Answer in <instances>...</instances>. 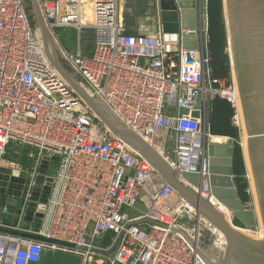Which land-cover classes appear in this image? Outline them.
Returning <instances> with one entry per match:
<instances>
[{
  "label": "built area",
  "instance_id": "2783aa9c",
  "mask_svg": "<svg viewBox=\"0 0 264 264\" xmlns=\"http://www.w3.org/2000/svg\"><path fill=\"white\" fill-rule=\"evenodd\" d=\"M35 1L59 57L88 94L104 102L171 168L199 174V192L210 195L206 146L213 136L208 121L213 96L230 103L234 126L240 127L241 116L234 77L217 79L208 72L204 36L197 49H187L178 34L161 30L127 35L118 0ZM28 9L29 0H0V159L11 143L37 153L33 170H23L16 223L2 220L0 201V264H39L46 250L77 255L80 264H87L93 255L108 257L113 249V262L123 264H206L197 251L201 232L220 241L221 249L223 235L100 123L51 64ZM64 27L77 33L74 49L58 34ZM85 31L92 40L89 52L81 43ZM48 151L56 155V167L40 171L39 156ZM34 187L39 188L33 201L37 230L21 225ZM142 191L149 205L140 200ZM138 202L146 210L130 216L125 208ZM107 234L110 241L101 246Z\"/></svg>",
  "mask_w": 264,
  "mask_h": 264
},
{
  "label": "water",
  "instance_id": "95a60500",
  "mask_svg": "<svg viewBox=\"0 0 264 264\" xmlns=\"http://www.w3.org/2000/svg\"><path fill=\"white\" fill-rule=\"evenodd\" d=\"M42 35L43 46L51 64L64 80L79 95L84 104L94 113L100 123L112 134L125 141L132 149L143 156L180 196L195 209L196 214L207 219L224 237L223 249L211 246L208 255L198 249L206 264H264V238L255 239L242 230L255 231L258 220L254 209L247 208L240 198L234 183L233 144L231 142L207 143L208 181L210 195L216 198L229 212L228 220L210 200L200 191V176L197 173L181 172L171 168L163 158L143 138L127 127L101 100L92 97L74 76L69 75L60 64L57 46L45 27L35 0H29ZM208 0H153L160 29L166 34H178L183 48L197 49L207 28ZM227 26L230 66L239 96L240 109L245 126L246 149L252 175L260 224L264 233V0H223ZM195 32L181 33V30ZM125 34L135 35L136 31L126 29ZM49 41V42H48ZM49 44V48L48 45ZM200 101H197V107ZM193 116H198L194 111ZM56 167V164L53 168ZM39 169L43 170V166ZM0 197L3 195L19 197L25 172L10 171L0 167ZM53 172V170H51ZM11 173V176L9 175ZM41 180V176H39ZM197 186L198 190L192 186ZM38 187H34L32 196L22 216L23 228L37 230L40 220L33 217ZM47 189L41 200L45 199ZM140 200L146 205L150 200L144 191ZM146 207L138 202L133 209L125 208L130 216L144 213ZM38 215V214H36ZM29 237L59 242L44 237L27 234ZM191 246L195 242L185 235ZM116 254L114 249L109 260Z\"/></svg>",
  "mask_w": 264,
  "mask_h": 264
},
{
  "label": "rangeland",
  "instance_id": "374dc122",
  "mask_svg": "<svg viewBox=\"0 0 264 264\" xmlns=\"http://www.w3.org/2000/svg\"><path fill=\"white\" fill-rule=\"evenodd\" d=\"M122 6V5H120ZM211 7V12L208 13V8ZM29 15L32 26L37 30L38 35L40 36L42 40L41 32L38 28V22L37 19L34 16L33 8L30 5L29 1ZM122 10V9H121ZM119 19H122L121 11L118 12ZM212 25V28L218 32H224V43L222 48L219 50L221 51V57L226 56L228 58L229 62V69L226 70L222 74H218L220 72L221 66L219 63L214 60L213 51L211 50L210 43H211V35H210V26ZM58 34L61 37L62 41H64L69 49H74L77 45L76 36L77 33L73 28L70 27H64L58 29ZM204 36V47H203V54L205 52L208 55L209 63H208V72L212 78L217 79H230L233 77V73L230 66V59H229V46H228V36H227V26H226V20H225V12L223 8V0H208L207 2V28L205 31H203ZM43 41V40H42ZM81 43L83 50L85 52H89L90 48L92 47V40L90 31H85L81 35ZM49 46V45H48ZM61 66L63 69L71 76L74 75V72L70 68V66L61 58L59 59ZM223 101L227 104H229L230 112V127L233 129L232 133L230 135H214L211 137V140L213 138H222V140H215V141H222V142H231L233 144V148L239 151L242 159V168L239 170V172H234V183L237 188L238 194L242 201L244 202L245 206L250 209H254L256 214H258V205L252 180V175L250 171L249 161H248V155H247V149H246V131L245 126L242 118V112L241 118H242V124L240 127L234 126L232 124V115H233V108L230 106V103L220 97L218 94H215L213 96V99L211 101V110L208 121H210V116L212 114V103L214 101ZM240 104V103H239ZM245 146V148H244ZM36 150L28 147V146H22V145H15L14 143H11L8 147L7 153L3 156L2 159H0V167H4L5 169H9L10 171L17 170L18 172H21L23 170H28L30 173L33 170V167L36 163ZM246 155V157H245ZM247 159V160H246ZM10 162H16L17 165H12ZM22 168L19 169V168ZM6 174V172H1L0 175ZM11 176V173L9 174ZM26 181V180H25ZM27 182V181H26ZM240 185V186H239ZM213 203V202H212ZM23 204V198L22 197H5L3 198V205H4V212L2 214V220L3 221H15L14 214L11 213L17 212L18 209ZM216 205H219L218 203H214ZM228 217L231 216L230 212H227L226 214ZM259 217V214H258ZM262 227L260 224V219L258 220L257 229L255 231H245L246 234H248L250 237H253L255 239H261L264 238V234L262 237ZM111 235L107 236L106 238H102L101 241L105 244L109 243ZM213 237L210 235H205L204 232H201L200 237V249L205 253L206 256L209 258L207 253L211 246H217L219 247L220 242L213 241ZM100 241V242H101ZM217 242V244H216ZM101 244V243H100ZM215 244V245H214ZM98 256L93 255L89 260L87 261V264H123L120 262H111L108 257L106 256ZM40 264H80V259L77 255L69 254V253H63V252H49V258L44 256L43 261Z\"/></svg>",
  "mask_w": 264,
  "mask_h": 264
},
{
  "label": "crops",
  "instance_id": "0c3cea01",
  "mask_svg": "<svg viewBox=\"0 0 264 264\" xmlns=\"http://www.w3.org/2000/svg\"><path fill=\"white\" fill-rule=\"evenodd\" d=\"M119 11H121L122 15L121 22L127 29L134 30L140 34H154L155 32L161 30L156 9L153 6V0H118V12ZM215 140H218V138L214 137L213 141ZM0 201L3 204V197H0ZM11 213L14 214L15 221H5V223H16L19 213L14 211H11ZM109 235L111 234H107L104 238ZM99 244L106 247L108 243L105 244L102 241H99ZM49 252L52 253V251L49 250L43 252L40 263L43 261L44 256L49 258Z\"/></svg>",
  "mask_w": 264,
  "mask_h": 264
},
{
  "label": "trees",
  "instance_id": "16d2710c",
  "mask_svg": "<svg viewBox=\"0 0 264 264\" xmlns=\"http://www.w3.org/2000/svg\"><path fill=\"white\" fill-rule=\"evenodd\" d=\"M211 12V7L208 8V13ZM211 43L210 47L213 51L214 60H216L221 66L220 72L218 74L224 73L229 68L228 58L226 56L221 57V51L224 43V32H218L210 26ZM212 114L210 116V131L214 135H230L232 133V128L230 127V112L229 104L223 101H214L212 103ZM242 168V159L238 150L233 148V172L237 173ZM240 186V185H239Z\"/></svg>",
  "mask_w": 264,
  "mask_h": 264
},
{
  "label": "bare ground",
  "instance_id": "6f19581e",
  "mask_svg": "<svg viewBox=\"0 0 264 264\" xmlns=\"http://www.w3.org/2000/svg\"><path fill=\"white\" fill-rule=\"evenodd\" d=\"M121 3V2H120ZM121 21V20H120ZM41 39V38H40ZM41 42H42V44L44 43L42 40H41ZM49 42V41H48ZM47 45H49V44H47ZM48 48H49V46H48ZM227 94H230V91H225V93H224V95H227ZM234 95H237V97H238V92H237V90H235L234 91V93H233ZM239 112H240V104H239ZM240 116H241V113H240ZM240 125L242 124V118H240ZM219 140H222V138L220 139V138H218ZM211 141H213V140H211ZM214 142H222V141H214ZM244 148H245V146H244ZM245 157H246V155H245ZM247 160V159H246ZM56 161H57V157H56V155L54 154V153H52V152H44V153H41L40 154V156H39V159H38V164H39V166H43V167H46L47 165H49V164H51V166L52 167H54L55 166V164H56ZM189 183V182H188ZM190 184V183H189ZM190 186H192L193 187V189H196V190H198L197 189V186H194V185H190ZM209 200H210V202L214 205V206H216L223 214H225V216L227 217V219L228 220H230L231 219V216L230 217H228L226 214H227V212H229V210H227L216 198H214L212 195H207L206 196ZM214 203H218L219 205H216V204H214ZM256 213V212H255ZM256 216H257V220H259V217H258V214H256ZM258 225V224H257ZM256 229H257V227H256ZM245 231H251V230H242V232L244 233V234H246V232ZM199 232H200V229H199ZM219 233H221L220 231H219ZM219 233H215V235L216 236H218L219 237V240H220V238H221V236H219ZM222 234V233H221ZM263 231H262V237H263ZM223 235V234H222ZM247 236H249L248 234H246ZM253 238V237H252ZM213 241H216L215 239L213 240ZM217 242H220V241H218L217 240ZM217 242H216V244H217ZM215 245V244H214ZM217 249H221V246L219 245V247H217V246H215Z\"/></svg>",
  "mask_w": 264,
  "mask_h": 264
}]
</instances>
